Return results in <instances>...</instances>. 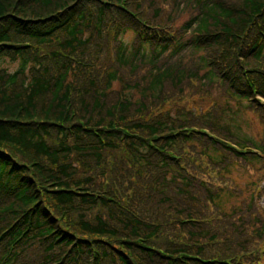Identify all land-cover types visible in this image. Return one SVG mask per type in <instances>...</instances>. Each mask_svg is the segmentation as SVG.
I'll use <instances>...</instances> for the list:
<instances>
[{"label":"trees","instance_id":"1","mask_svg":"<svg viewBox=\"0 0 264 264\" xmlns=\"http://www.w3.org/2000/svg\"><path fill=\"white\" fill-rule=\"evenodd\" d=\"M260 98L264 0H0V264H264Z\"/></svg>","mask_w":264,"mask_h":264},{"label":"rangeland","instance_id":"2","mask_svg":"<svg viewBox=\"0 0 264 264\" xmlns=\"http://www.w3.org/2000/svg\"><path fill=\"white\" fill-rule=\"evenodd\" d=\"M122 38L124 39L125 42H127V43L130 44V42L132 40V33H125L122 36ZM4 66H6L10 71H15L18 68L19 63L18 62L5 61L4 62ZM214 92L216 93V90H214ZM212 101H213V99L207 98L206 101H204L202 104H206V103H209V102H212ZM228 114H230V118L232 119L233 123L239 122V121L241 122L244 119V116L242 114L238 113V112L235 113V114H232L231 112H229ZM240 129L243 130L244 132H246L247 134H250L249 136L255 135V130L256 129L251 128L249 125H246L243 122L241 124V128ZM239 174L242 175V178L241 177H238V180L237 181L242 186H244L248 182V180H250L251 178H253V177H249L245 173L243 174V172H239L238 175ZM236 202H238V200H236Z\"/></svg>","mask_w":264,"mask_h":264}]
</instances>
